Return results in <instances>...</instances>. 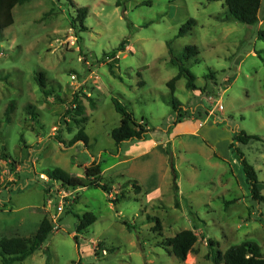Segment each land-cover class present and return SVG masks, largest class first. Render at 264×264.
<instances>
[{
    "label": "rangeland",
    "instance_id": "1",
    "mask_svg": "<svg viewBox=\"0 0 264 264\" xmlns=\"http://www.w3.org/2000/svg\"><path fill=\"white\" fill-rule=\"evenodd\" d=\"M80 7L88 9L86 28L72 24ZM226 11L225 0H29L14 7L0 48V238L34 236L45 215H58L59 228L13 264H217L218 251L246 240L264 251V199L253 197L229 147L235 130L260 137L238 147L264 197V0L253 25L226 18ZM191 18L192 30L178 36ZM123 40L128 47L115 52ZM186 45L199 50V62L185 60L197 89L181 77L172 92L167 82L179 69L169 50L179 55ZM75 92L86 106L88 147L69 143L80 129L67 114ZM114 98L150 130L121 149L112 137L121 122ZM174 98L199 119L183 117L185 124L203 125L209 116L196 141H182ZM29 105L36 108L29 112ZM93 159L112 196L99 186L61 188L44 173L61 167L84 178ZM151 174L156 188L140 192L130 182L142 185ZM61 189L68 202L58 214ZM86 211L97 220L80 233L76 213ZM183 229L198 234L186 260L165 246Z\"/></svg>",
    "mask_w": 264,
    "mask_h": 264
},
{
    "label": "trees",
    "instance_id": "2",
    "mask_svg": "<svg viewBox=\"0 0 264 264\" xmlns=\"http://www.w3.org/2000/svg\"><path fill=\"white\" fill-rule=\"evenodd\" d=\"M29 0H0V48L1 42L4 39V29L9 27L14 23L13 9L16 5L22 4ZM227 11L226 18H235L240 22L253 25L258 21V12L261 5V0H225ZM120 5L121 2H118ZM77 17L72 20V24L75 25L77 21L82 24V28H86L83 21L87 15L88 9L86 7L77 8ZM196 24V20L191 18L186 23H184L178 32V36H183L190 32L193 26ZM127 46V40H123L115 52L125 49ZM170 53L172 54L171 62L178 66V73L172 79L167 82V85L174 92L176 87V81L181 77L187 78V87L189 89H197L196 84V74L191 70V68L185 63L187 59H193L194 63L199 62V50L195 45H186L181 54L175 55L172 48H170ZM210 76H214L211 72ZM38 82L43 88H46V76L44 72H40L37 78ZM46 95H51V90H44ZM59 98V96H58ZM87 98H90L87 95ZM61 100V99H60ZM114 104L116 110L121 115L120 124L113 129L112 137L115 140L118 148L129 140L133 139H144L146 134L150 131L141 122H139L134 114L128 109L126 105L120 102L118 99L114 98ZM91 105L94 106L95 102L92 100ZM172 105L174 111L177 113L178 120L189 114V111L185 109V105L177 98L172 100ZM34 105L28 106V111L30 109H35ZM15 109V101H11L7 106L5 111L6 121L11 120V114ZM30 112V111H29ZM67 114H72L75 117L74 121L76 124L80 125L79 132L70 140V144L83 141L85 146L89 145L88 135L84 131L83 124L88 121V116L86 114V106L80 96L79 92H75L70 102V106L67 109ZM67 116L65 115V118ZM67 121V119H66ZM68 122V121H67ZM60 142H63V138L56 137ZM252 139H260L257 135H249L243 130H235L233 133V141L230 144V148L234 149L240 159L243 166L246 181L250 187L252 195L258 200L264 199L260 194L258 189V175L254 166L251 165L245 158L244 153L240 150L238 145L240 143L246 144ZM170 151V150H168ZM6 157V155H4ZM7 158V157H6ZM103 169L99 161L94 159L85 167V177L73 176L61 167H56L52 169H47L44 173L48 178L60 184L61 188H77L81 186H99L105 191L110 193L111 187L103 183ZM131 184L134 185L135 189H141V186L137 183V180H130ZM178 189V185H175ZM45 191L48 192V189ZM78 222L76 223V229L78 232L83 233L88 229L96 220L97 216L91 212L86 211L83 214L76 213ZM161 223L158 222L156 227L160 228ZM155 227V228H156ZM54 229L53 222L51 219L45 215L39 225L38 230L32 237L23 236H3L0 238V256L2 257V264H13L15 262L23 261L28 255L34 253L35 251L42 248L45 241L48 239L50 234ZM74 239L78 241V235H74ZM198 241V234L192 229H183L178 232L175 236L169 237L165 241V246L169 254L178 257L181 260H186L189 252L192 251L196 242ZM215 241L210 240L209 244H213ZM102 242L99 243V248L102 246ZM103 248V247H101ZM105 249V248H103ZM213 260L217 264H264V251L261 246L252 240H246L242 243L230 246L224 253L218 251L217 255L213 256ZM78 264H82L79 262Z\"/></svg>",
    "mask_w": 264,
    "mask_h": 264
},
{
    "label": "crops",
    "instance_id": "3",
    "mask_svg": "<svg viewBox=\"0 0 264 264\" xmlns=\"http://www.w3.org/2000/svg\"><path fill=\"white\" fill-rule=\"evenodd\" d=\"M126 47H128V44H127ZM87 95H89V94H87ZM185 109L187 111H189V114L187 116H185V117L195 118V120L197 119V117H195V114L192 113V111H190V107H187L185 105ZM212 110H213V113H211ZM208 114L213 115L214 114V109H210L209 112H208ZM208 117H207V119H208ZM185 119L186 118H182V119H180V122H179L180 125H183L184 124L183 125V129H182V132H184V133H180V135L183 136L182 137V141H185V144H188V143H191L190 139L189 140H185L184 138H191V139H193V141H196V139H198L200 136H202V134L200 133V131H202V129H204L203 125L206 124L205 122H206L207 119L205 120V122L203 123V125H201V124L200 125H197L196 123H188V124L186 123L187 124L186 125L185 124ZM197 121H199V119H197ZM140 140H142V139H140ZM232 141H233V138H232V140H230V144L232 143ZM230 144H229V147H230ZM122 145H121V147H122ZM121 147H120V149H121ZM102 174H103V172H102ZM155 179H156V177H155L154 174L149 175L148 178L143 182L142 185L139 184L141 186L140 192L143 191L145 187H148L149 189L156 188L158 186V183H157V180H155ZM137 182H139V181H137ZM178 188H179V185H178ZM78 196H79V198H78L77 201H75L74 204H76V203H78L80 201V195L78 194ZM110 196H112V193H110ZM64 210H65V208H64ZM73 235H75V234H73ZM93 245H94V242H93Z\"/></svg>",
    "mask_w": 264,
    "mask_h": 264
},
{
    "label": "built area",
    "instance_id": "4",
    "mask_svg": "<svg viewBox=\"0 0 264 264\" xmlns=\"http://www.w3.org/2000/svg\"><path fill=\"white\" fill-rule=\"evenodd\" d=\"M72 78H75V75H72ZM219 109H223V105L220 104L218 106ZM211 113H213V110L211 111ZM43 175V174H42ZM47 179V178H45ZM67 196H68V193L65 191V189H61L59 191V199H60V204L58 205V214H61L63 211H64V207H65V204L68 202V199H67ZM58 218L59 216L58 215H55L53 217V225H54V228L58 229L59 228V225H58ZM97 242H94V246L96 247V244ZM103 253H106V249H103Z\"/></svg>",
    "mask_w": 264,
    "mask_h": 264
}]
</instances>
